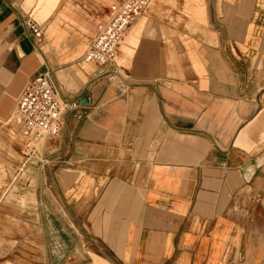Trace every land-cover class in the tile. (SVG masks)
I'll list each match as a JSON object with an SVG mask.
<instances>
[{
    "label": "crops",
    "instance_id": "obj_1",
    "mask_svg": "<svg viewBox=\"0 0 264 264\" xmlns=\"http://www.w3.org/2000/svg\"><path fill=\"white\" fill-rule=\"evenodd\" d=\"M116 1L0 0V117L47 67L80 101L0 194V264H264V0H150L81 62Z\"/></svg>",
    "mask_w": 264,
    "mask_h": 264
},
{
    "label": "built area",
    "instance_id": "obj_2",
    "mask_svg": "<svg viewBox=\"0 0 264 264\" xmlns=\"http://www.w3.org/2000/svg\"><path fill=\"white\" fill-rule=\"evenodd\" d=\"M149 4L150 0H120L98 14L96 38L85 49L81 62L105 67L112 65L124 32L143 15ZM20 18L26 35L39 50L45 38L42 27L31 16L20 14ZM79 104L78 99L62 98L49 67L29 81L11 117L18 127L24 154L35 152L44 139L58 136L63 128V113L77 109Z\"/></svg>",
    "mask_w": 264,
    "mask_h": 264
},
{
    "label": "rangeland",
    "instance_id": "obj_3",
    "mask_svg": "<svg viewBox=\"0 0 264 264\" xmlns=\"http://www.w3.org/2000/svg\"><path fill=\"white\" fill-rule=\"evenodd\" d=\"M14 108L15 105H13V111L6 115V117H0V194L3 189L8 187L10 182L22 186L25 184L23 172L31 159H36V162L34 163L33 161L32 163L34 166H41L39 157L36 158L35 156L38 152L37 150L35 152L29 151L26 155L24 154V146L22 145L18 127L16 126V122L11 118L15 110ZM15 172L19 173L17 177H14Z\"/></svg>",
    "mask_w": 264,
    "mask_h": 264
}]
</instances>
